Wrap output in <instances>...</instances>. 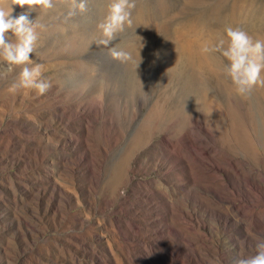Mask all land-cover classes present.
Instances as JSON below:
<instances>
[{"label": "rangeland", "instance_id": "obj_1", "mask_svg": "<svg viewBox=\"0 0 264 264\" xmlns=\"http://www.w3.org/2000/svg\"><path fill=\"white\" fill-rule=\"evenodd\" d=\"M0 264H264V0H0Z\"/></svg>", "mask_w": 264, "mask_h": 264}, {"label": "bare ground", "instance_id": "obj_2", "mask_svg": "<svg viewBox=\"0 0 264 264\" xmlns=\"http://www.w3.org/2000/svg\"><path fill=\"white\" fill-rule=\"evenodd\" d=\"M196 123H198L197 121H195L194 122V124L196 125ZM194 136V135H193ZM194 144V143H193ZM229 201V200H228ZM232 203H233V201H232ZM236 208H237V210H238V212L240 213V214H245V212H243L242 210V206H239V205H237L236 203L235 204H233ZM232 207V206H231ZM234 211V210H233ZM239 214V215H240ZM227 216V215H226ZM230 220V219H229Z\"/></svg>", "mask_w": 264, "mask_h": 264}]
</instances>
